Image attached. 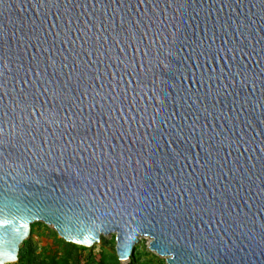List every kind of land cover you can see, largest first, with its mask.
<instances>
[{
    "label": "water",
    "instance_id": "95a60500",
    "mask_svg": "<svg viewBox=\"0 0 264 264\" xmlns=\"http://www.w3.org/2000/svg\"><path fill=\"white\" fill-rule=\"evenodd\" d=\"M39 222L264 264V0H0V264Z\"/></svg>",
    "mask_w": 264,
    "mask_h": 264
},
{
    "label": "trees",
    "instance_id": "16d2710c",
    "mask_svg": "<svg viewBox=\"0 0 264 264\" xmlns=\"http://www.w3.org/2000/svg\"><path fill=\"white\" fill-rule=\"evenodd\" d=\"M35 227L36 225H32L29 239L21 246L16 264H121L114 253L101 250L95 254L94 249L67 243L52 231L47 237H51L53 243L39 247L33 242V236H40ZM141 257L138 248H135L129 264H143ZM156 261L163 264L157 259Z\"/></svg>",
    "mask_w": 264,
    "mask_h": 264
},
{
    "label": "rangeland",
    "instance_id": "374dc122",
    "mask_svg": "<svg viewBox=\"0 0 264 264\" xmlns=\"http://www.w3.org/2000/svg\"><path fill=\"white\" fill-rule=\"evenodd\" d=\"M36 225L35 230L37 234L40 236H33V242L38 245L39 247L47 245V244H52L53 240L51 237H47L48 234L52 231L55 232L52 226H47L42 222L35 223ZM58 235V234H57ZM115 234L112 235H107V236H102L101 243L97 244L93 248L94 253L98 254L101 250H105L107 253H114L117 256L116 253V240H115ZM58 238H60L58 236ZM150 243L151 240L147 237H142L140 238L139 244L136 246L138 248L141 258H142V263L143 264H158V261L163 262V264H167L166 258L158 256L156 253L151 251L150 249Z\"/></svg>",
    "mask_w": 264,
    "mask_h": 264
}]
</instances>
